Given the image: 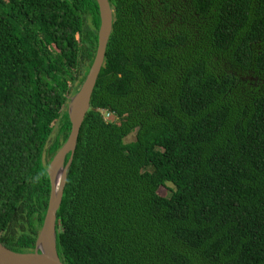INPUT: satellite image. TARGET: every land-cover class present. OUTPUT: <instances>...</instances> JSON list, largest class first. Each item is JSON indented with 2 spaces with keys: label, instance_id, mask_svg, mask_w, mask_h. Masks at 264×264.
<instances>
[{
  "label": "trees",
  "instance_id": "1",
  "mask_svg": "<svg viewBox=\"0 0 264 264\" xmlns=\"http://www.w3.org/2000/svg\"><path fill=\"white\" fill-rule=\"evenodd\" d=\"M108 1L112 32L57 212L61 262L264 264V0ZM99 25L96 0H0L11 251H34Z\"/></svg>",
  "mask_w": 264,
  "mask_h": 264
},
{
  "label": "water",
  "instance_id": "2",
  "mask_svg": "<svg viewBox=\"0 0 264 264\" xmlns=\"http://www.w3.org/2000/svg\"><path fill=\"white\" fill-rule=\"evenodd\" d=\"M100 25L97 33L98 45L93 63L78 92L67 103V114L71 131L65 144L50 161L47 173L50 195L42 227L31 253H17L0 243V264H63L57 251L56 221L69 168L76 151L79 132L90 107L91 97L105 60L109 37L112 32L113 10L108 0H96ZM68 157V159H67Z\"/></svg>",
  "mask_w": 264,
  "mask_h": 264
},
{
  "label": "rangeland",
  "instance_id": "3",
  "mask_svg": "<svg viewBox=\"0 0 264 264\" xmlns=\"http://www.w3.org/2000/svg\"><path fill=\"white\" fill-rule=\"evenodd\" d=\"M134 139H135V134L133 133L126 138L125 142H131V141H134ZM158 193L160 196H166L168 194V187L167 188H160Z\"/></svg>",
  "mask_w": 264,
  "mask_h": 264
},
{
  "label": "built area",
  "instance_id": "4",
  "mask_svg": "<svg viewBox=\"0 0 264 264\" xmlns=\"http://www.w3.org/2000/svg\"><path fill=\"white\" fill-rule=\"evenodd\" d=\"M106 120H112V116L110 114L105 115Z\"/></svg>",
  "mask_w": 264,
  "mask_h": 264
}]
</instances>
